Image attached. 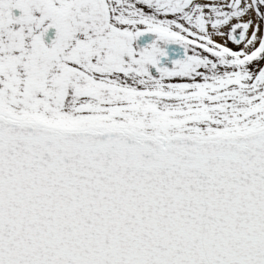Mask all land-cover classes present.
Listing matches in <instances>:
<instances>
[{
  "label": "snow or ice",
  "instance_id": "6c2138e0",
  "mask_svg": "<svg viewBox=\"0 0 264 264\" xmlns=\"http://www.w3.org/2000/svg\"><path fill=\"white\" fill-rule=\"evenodd\" d=\"M0 264H264V0H0Z\"/></svg>",
  "mask_w": 264,
  "mask_h": 264
}]
</instances>
